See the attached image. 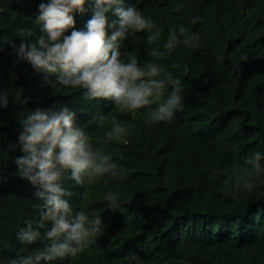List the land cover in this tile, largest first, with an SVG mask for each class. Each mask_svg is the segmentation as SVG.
<instances>
[{
  "label": "trees",
  "instance_id": "1",
  "mask_svg": "<svg viewBox=\"0 0 264 264\" xmlns=\"http://www.w3.org/2000/svg\"><path fill=\"white\" fill-rule=\"evenodd\" d=\"M46 2L0 0V91L21 92L20 102L10 96L8 106L0 107V258L14 259L46 243L25 246L16 239L26 220L39 219L37 189L15 163L23 155L18 137L29 112L66 106L75 111L76 126L119 162L125 178L104 176L81 186L70 170L64 173L73 211L99 214L107 227L86 249L91 252L51 264H128L130 252L142 264H264V176L251 192L228 179L234 163L264 148V0H124L164 27L154 45L145 43V33L123 41L121 53L135 52L141 64L166 39L169 26L184 25L200 37L199 47L180 45L158 60L166 68L179 65L183 107L171 122L141 127L138 143L130 145L103 142L111 117L130 121V114L101 99L90 101L83 91L74 96L55 76L17 56L21 42L35 43L44 34L37 17ZM84 8L72 13L78 30L94 14V4ZM196 15L202 22L193 25ZM107 16L109 23L118 19ZM102 111L108 123L98 128L95 117ZM117 186L125 203L123 211L113 212L104 196Z\"/></svg>",
  "mask_w": 264,
  "mask_h": 264
},
{
  "label": "clouds",
  "instance_id": "2",
  "mask_svg": "<svg viewBox=\"0 0 264 264\" xmlns=\"http://www.w3.org/2000/svg\"><path fill=\"white\" fill-rule=\"evenodd\" d=\"M86 3L94 4V14L78 30L74 28L72 13L84 12ZM182 7L179 4L176 10ZM109 12L118 19L109 23ZM198 22H202V17H191L193 25ZM37 23L42 24L44 34L35 43L21 42L16 49L20 59L38 72L55 76L59 86L73 89L74 96H81L83 91L86 99H101L108 106L119 108L117 111L131 115L130 121L111 117L110 128L104 132L105 144L138 143L137 130L171 122L183 107L184 85L175 72L179 65L166 68L158 60L180 45L199 47L198 32L184 25L169 26L166 39L158 47H151V59L141 64L135 52L121 53L123 41L136 33H145V43L154 45L164 36V27L136 6L125 5L124 0H47L39 5ZM68 29L72 30L65 35ZM10 96L20 102L21 92L0 91V107L8 106ZM75 116V111L66 106L37 108L21 121L18 141L23 155L15 163L18 174L37 189L35 207L39 219L26 220V226L18 228L16 239L25 246L37 241L46 243L14 259L0 258V264H51L87 254L91 250L86 249L95 237L106 229L101 215H90L82 208L73 211L68 199L72 193L64 187L62 177L70 170V178L85 186L104 176L123 180L124 172L111 153L98 147L92 136L76 126ZM93 122L89 117L88 123ZM95 122L98 128L108 123L104 111L95 117ZM233 172L234 176L228 179L234 181L236 189L255 190L262 182L259 178L264 176V148L246 156L243 163H234ZM104 200L109 210L123 211L125 201L118 186L107 191ZM49 223L51 226L47 227ZM41 228L45 230L43 235ZM125 260L128 264H142L134 252L128 253Z\"/></svg>",
  "mask_w": 264,
  "mask_h": 264
}]
</instances>
